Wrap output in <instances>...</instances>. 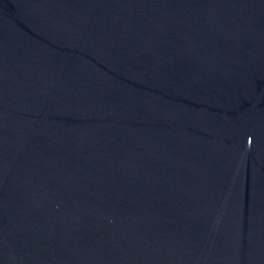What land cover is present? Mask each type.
Wrapping results in <instances>:
<instances>
[{
    "label": "water",
    "instance_id": "95a60500",
    "mask_svg": "<svg viewBox=\"0 0 264 264\" xmlns=\"http://www.w3.org/2000/svg\"><path fill=\"white\" fill-rule=\"evenodd\" d=\"M0 264H264V0H0Z\"/></svg>",
    "mask_w": 264,
    "mask_h": 264
}]
</instances>
